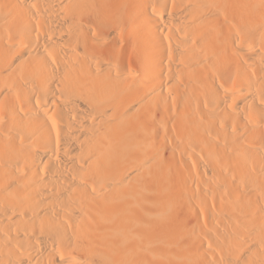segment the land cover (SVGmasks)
<instances>
[{"label":"bare ground","instance_id":"1","mask_svg":"<svg viewBox=\"0 0 264 264\" xmlns=\"http://www.w3.org/2000/svg\"><path fill=\"white\" fill-rule=\"evenodd\" d=\"M0 264H264V0H0Z\"/></svg>","mask_w":264,"mask_h":264}]
</instances>
